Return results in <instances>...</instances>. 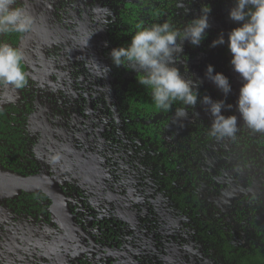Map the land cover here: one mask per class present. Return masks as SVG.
Wrapping results in <instances>:
<instances>
[{
    "label": "rangeland",
    "instance_id": "1",
    "mask_svg": "<svg viewBox=\"0 0 264 264\" xmlns=\"http://www.w3.org/2000/svg\"><path fill=\"white\" fill-rule=\"evenodd\" d=\"M138 1L17 0L34 17L22 51L35 90L36 110L28 128L37 169L74 191L91 213V224L117 221L123 243L119 252L137 264H236L226 260L217 245L199 239L193 221L171 201L172 190L163 183L166 173L134 146L126 131L120 105L123 72L110 57L116 47L108 32L124 3ZM205 6L210 8L205 38L198 46L185 40L174 66L204 96L225 101L222 114L238 117V131L233 138L211 136L212 117L198 101L185 109L187 116L177 113L172 118L165 137L174 148L180 141L188 143V149L195 146L197 159L192 163L205 173L202 201L211 209L217 207L246 241L250 227L239 223L237 213L242 210L247 217L264 206V133L248 129L236 109L242 81L228 50V33L238 26L229 18L234 0H182L177 18L185 27ZM221 34L225 43L212 47ZM209 64L214 74L228 77L227 96L207 79ZM23 100L12 86H0V107ZM261 215L264 219V209ZM0 223L2 263L26 264L39 248L47 257H58L60 264L71 262L73 250L60 229L13 215L1 201Z\"/></svg>",
    "mask_w": 264,
    "mask_h": 264
},
{
    "label": "clouds",
    "instance_id": "2",
    "mask_svg": "<svg viewBox=\"0 0 264 264\" xmlns=\"http://www.w3.org/2000/svg\"><path fill=\"white\" fill-rule=\"evenodd\" d=\"M209 13L210 8L203 7L202 14L183 30L170 22L137 24L130 43L113 48L110 57L115 66L131 67L140 74L138 82L151 90L156 108L167 111L179 102L183 107L177 110L178 115L187 116L185 109L195 107L200 100L212 117L209 134L218 139L233 138L238 131V117L222 114L225 101L213 100L207 95L200 97L198 85L174 66L185 40L198 46L205 38V30L210 27ZM229 18L238 23L228 33V50L230 64L242 81L236 101L239 120L252 132L264 133V0H234ZM33 25L34 17L17 0H0V34H24ZM224 43L221 34L211 46ZM23 61L24 53L19 47L0 41V86L25 87L27 73ZM206 77L225 96L231 92L228 77L220 72L214 74L211 64L207 66Z\"/></svg>",
    "mask_w": 264,
    "mask_h": 264
},
{
    "label": "trees",
    "instance_id": "3",
    "mask_svg": "<svg viewBox=\"0 0 264 264\" xmlns=\"http://www.w3.org/2000/svg\"><path fill=\"white\" fill-rule=\"evenodd\" d=\"M180 1L143 0L138 4L127 3L120 11L118 23H115L111 30V40L117 47L127 46L137 24L147 26L170 22L182 30L184 25L179 19L175 20ZM121 69L129 73L132 68L121 66ZM139 78V73L125 78L123 102L132 119L130 125L141 130L147 150H153L155 162L167 173L164 180L166 187L173 189L175 202L182 206L192 220L200 224L199 234L211 244L217 245L226 260L237 264H264V219L261 215L264 206L254 209L247 217L242 210L239 211V223H246L250 227L249 238L242 242L217 207L209 209L200 202L199 190L203 186L205 173L192 163L197 159L195 146L188 149L190 145L180 141L181 146L174 148L168 144L165 137L172 118L183 106L176 102L167 111L156 108L151 98V90L141 85ZM199 96L203 97L204 93L199 91ZM0 132V168L4 172H15L18 168L14 169L13 165L22 164L23 161L19 157L22 156L27 142L26 131L18 124L16 118L5 120L0 116ZM3 140H6L7 144H4ZM31 207L27 211L30 212ZM48 210V204L44 205L43 212L46 217H50Z\"/></svg>",
    "mask_w": 264,
    "mask_h": 264
},
{
    "label": "flooded vegetation",
    "instance_id": "4",
    "mask_svg": "<svg viewBox=\"0 0 264 264\" xmlns=\"http://www.w3.org/2000/svg\"><path fill=\"white\" fill-rule=\"evenodd\" d=\"M142 1L143 0H140L138 2H125L122 8L119 10L116 18L113 20L112 25L108 32V38H109V41L115 47L117 46L113 42V40H111L110 36H111V30L112 28H114V24L118 23V16L120 14V11L124 9L127 3L138 4V3H141ZM181 2L182 0L180 1L179 6ZM179 6L176 10L175 20L178 19L177 12H178ZM175 24L177 25V21H175ZM25 37H26V33L24 34H16V33L0 34V41L7 42L11 44L13 47H19L22 50V44H23ZM23 64H24V69L27 73V83L25 87L21 89H16L24 96L23 104L12 102V103H8L5 107H0V116H3L5 120L11 119L13 117L16 118V120L18 121V124L24 128V131H26L27 142L24 146V150L21 153L22 156L19 157L23 161H22V164L18 163V164L13 165L14 169L18 168L15 172L8 171V170L4 172L1 168L0 170L4 174L16 175V176H20L26 179H42V180L46 179L48 183L58 184L66 196L69 210L73 217L74 238L73 239L70 238L66 230H64V228H62V226H60L55 220V218L53 217L52 206H53L54 201L42 189L37 188L34 191L20 190V191H17L14 195H6V196L0 195V201L6 207V209L13 215L30 216L33 219H35L37 224L39 223L41 225L48 224V225H52L53 227L60 229L66 236L69 242V245L73 250V253L69 255L71 257L70 258L71 262H69V264H137L136 260L133 259L132 256L121 254L119 252L121 249V246H123V243L118 236L119 235V229H118L119 225H117L118 224L117 221L114 222L113 220L110 221L107 219H101L99 220L100 224H97V223L91 224L90 222L92 219L91 213H89L87 209L84 208L79 203V200L75 196L74 191L71 188H68L67 186L63 185L57 179L51 176L45 175V174H41L38 171L37 169L38 164L36 162V157L34 156V153L32 152L33 150L32 146H33L34 141L31 137V134L28 128L30 117L35 113V110H36L35 90H33L32 88L33 80L29 73V70H30L29 65L27 64L25 59L23 61ZM120 69H121V66H120ZM121 71L123 72V75L121 76L120 82H119L120 88L122 89L121 97H120V105H121V109L123 112V118H124V122L126 126V131L130 134L131 141L134 144V146L138 147L141 151L146 152L148 155L154 158L153 150L151 149L147 150L148 148L146 147V142L144 141L145 138L141 130H139L138 127L137 129H135L130 125L132 119L128 115L126 106L123 102V99H124L123 82L125 78L133 76L138 73L134 72V70L132 69L129 73H125L123 69H121ZM133 118L135 117L133 116ZM0 134H2V132H0ZM3 143L7 144V141L3 140ZM10 147L12 148L13 146H10ZM154 161H155V158H154ZM155 164L157 165L156 162ZM157 167L159 166L157 165ZM159 169L162 170L160 167ZM166 176H167V173H166ZM163 183L165 184V187H166L167 185L165 183V180ZM166 189L170 190V188H167V187ZM171 190H172V194L170 197L171 201L174 203V205L177 206V209L179 210L180 213L185 214L190 217L189 214L184 212V209H182V206L177 201L175 202L174 191L173 189ZM199 191H200L199 192L200 202H202L203 205L209 208L208 205L204 201H202L201 190ZM46 204H48V209H49L48 211H49L50 217H46L43 212L44 205ZM30 206H32L31 207L32 209L29 212L27 210L28 208L30 209ZM34 207H35V210H34ZM238 214H239V211L237 215ZM192 221H193V224L196 226L197 236L199 237V239L209 245H213L199 234V230H201L200 224H198L194 220ZM89 225H91L90 233L86 231V227L89 229ZM120 243H121V246L119 245ZM94 244L96 247H93ZM62 251H64V248H62L60 252ZM54 258L56 260L55 262H54ZM33 260L36 262H33ZM58 260L59 258L56 256H52V258L47 257L44 249L39 248L36 250L35 256L31 260L27 259L25 263L26 264H54V263L60 264ZM1 263L2 262L0 261V264ZM2 264H5V263H2ZM160 264H163V262Z\"/></svg>",
    "mask_w": 264,
    "mask_h": 264
},
{
    "label": "water",
    "instance_id": "5",
    "mask_svg": "<svg viewBox=\"0 0 264 264\" xmlns=\"http://www.w3.org/2000/svg\"><path fill=\"white\" fill-rule=\"evenodd\" d=\"M37 188L42 189L54 201L52 206V215L57 223L66 230L70 238H74L73 217L69 210L66 196L58 184L48 183L42 179H26L20 176L4 174L0 170V195H14L17 191H34Z\"/></svg>",
    "mask_w": 264,
    "mask_h": 264
}]
</instances>
